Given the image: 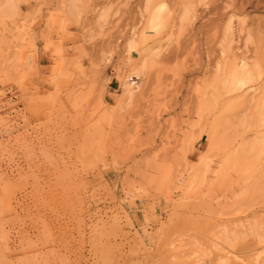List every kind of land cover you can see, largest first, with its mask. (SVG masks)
<instances>
[{"label":"rangeland","instance_id":"1","mask_svg":"<svg viewBox=\"0 0 264 264\" xmlns=\"http://www.w3.org/2000/svg\"><path fill=\"white\" fill-rule=\"evenodd\" d=\"M60 1L0 15V264H217L194 253L223 230L238 236L233 264H264L250 252L251 230L264 233V148L219 173L264 127L214 76L228 27L264 72V0H167L191 4L192 25L170 41L148 32L130 54L140 0H79L73 18ZM154 51L122 103L127 72Z\"/></svg>","mask_w":264,"mask_h":264},{"label":"bare ground","instance_id":"2","mask_svg":"<svg viewBox=\"0 0 264 264\" xmlns=\"http://www.w3.org/2000/svg\"><path fill=\"white\" fill-rule=\"evenodd\" d=\"M60 3L61 11L67 14L69 18H73L77 15L79 8L77 5L79 0H61ZM174 6L175 8L169 7L167 0H140L138 12L143 26L140 29L133 27V29L130 30V36H128V40L126 39L127 42L125 44L126 51L130 54L138 47L145 45V43H147L150 39L147 38L148 32L152 33L154 37L159 38L161 34L166 32L169 34L168 41H170L171 37L175 35V32L180 35L183 31H186L192 25L193 20L196 17L194 7L188 1H181L174 4ZM15 8H17L15 6V0H2L0 3V15L3 14V16L1 15L2 17L5 16L9 19L15 15ZM106 16L107 12L103 11L96 16L97 21L100 23L104 22ZM231 29L229 27L223 29L219 39L217 46L219 49L220 61L215 66L214 76L221 78L222 88L225 93L231 96V98L237 99L239 103L244 105V107H248V110H255L259 126L264 127V72L257 64L258 62L249 61L246 57V53L240 52L237 54V52L241 51L242 45H237L235 49L232 47L234 43H238V40L234 39L231 35ZM250 42V38L246 37L243 48H246ZM157 44H159V42H157ZM233 50L236 52L232 53ZM155 56L156 53L154 51L150 54L149 61H141L139 65L134 67L130 72H127L121 93L122 103L131 98L134 92L139 88V75L146 69V62L149 63V65L153 64ZM226 110H228V107H226L225 111ZM220 125L221 124L216 118L213 128L217 130ZM226 127L229 131L235 128L233 124H226ZM225 139L229 141V136H226ZM260 147L264 148V135L255 142L247 141V139L241 141L235 151H233V153L225 160L223 170L219 171L220 175H227L231 170H233L231 168L235 167L236 170H246L249 159L254 156V152ZM255 227L250 233L253 234L252 236L255 238L257 237V240L254 247L250 249V252L262 253L264 250V233L259 234V232H256ZM215 232H208V234L203 233L206 236L209 235V238H206L208 240L211 239L213 244L209 242H207V244H212L214 251H204V253L200 254V252L196 250L194 255H196L197 259L200 260L201 257H204L205 259L208 258L212 252H216L217 264H233V261L237 259L234 255V242L238 239V236L234 233H229L226 230L219 232L221 235ZM255 234L257 235L255 236ZM176 237L177 235L171 238V240L164 246L166 257L171 258L172 260L175 259L176 250H179L176 249L178 248V243L174 242ZM178 242H182L181 238ZM193 247H195V245ZM196 261L194 263L198 264L199 262L196 263Z\"/></svg>","mask_w":264,"mask_h":264}]
</instances>
